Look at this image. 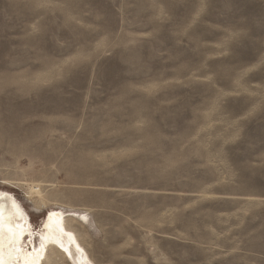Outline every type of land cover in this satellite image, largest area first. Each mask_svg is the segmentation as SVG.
<instances>
[{
	"label": "rangeland",
	"instance_id": "1",
	"mask_svg": "<svg viewBox=\"0 0 264 264\" xmlns=\"http://www.w3.org/2000/svg\"><path fill=\"white\" fill-rule=\"evenodd\" d=\"M29 182L100 264H264V0H0V189L39 229Z\"/></svg>",
	"mask_w": 264,
	"mask_h": 264
},
{
	"label": "bare ground",
	"instance_id": "2",
	"mask_svg": "<svg viewBox=\"0 0 264 264\" xmlns=\"http://www.w3.org/2000/svg\"><path fill=\"white\" fill-rule=\"evenodd\" d=\"M27 186L37 196L35 208H49L37 229L15 195L0 189V264H100L89 252L83 234L75 225L86 229L90 221L88 214L82 211L78 214L81 219H75L64 209L73 205L55 202L57 195L44 194L31 182Z\"/></svg>",
	"mask_w": 264,
	"mask_h": 264
}]
</instances>
